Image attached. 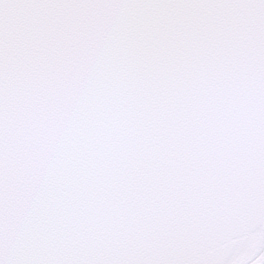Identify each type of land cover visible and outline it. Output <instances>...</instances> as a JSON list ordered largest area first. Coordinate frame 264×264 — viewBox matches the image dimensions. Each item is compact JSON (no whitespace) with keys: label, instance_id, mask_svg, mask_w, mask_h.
Segmentation results:
<instances>
[{"label":"snow or ice","instance_id":"obj_1","mask_svg":"<svg viewBox=\"0 0 264 264\" xmlns=\"http://www.w3.org/2000/svg\"><path fill=\"white\" fill-rule=\"evenodd\" d=\"M0 264H264V0H0Z\"/></svg>","mask_w":264,"mask_h":264}]
</instances>
